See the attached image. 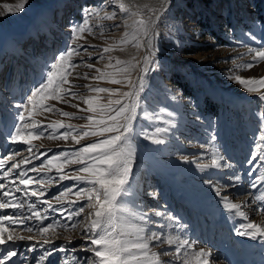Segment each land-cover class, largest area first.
<instances>
[{"label":"rangeland","instance_id":"obj_1","mask_svg":"<svg viewBox=\"0 0 264 264\" xmlns=\"http://www.w3.org/2000/svg\"><path fill=\"white\" fill-rule=\"evenodd\" d=\"M119 2L120 0H52L42 5L40 0L37 2L0 0V13L7 14L8 18V21L0 20V156L5 155L9 147L6 137L11 133L15 122L17 109L14 105L25 102L30 90L40 82L46 66L67 47L72 25L82 22V10L103 4L100 15H112L119 7ZM171 2L159 16L161 17L160 22L158 21L159 27L152 34L154 48L158 49L155 59L159 61V67L145 77L141 108L137 110V121L134 122V127L138 124L141 130L148 133L154 132L158 127L168 128L169 131L159 134L165 139V143L161 145L143 138L134 141L136 158L129 179L132 191L127 208L135 213L138 205L141 209L148 210L151 216L152 210L166 206L168 212L181 218L185 225L183 230L168 228L166 230L168 235L183 237L186 233L189 238L196 241L197 251L200 248L210 250V264H244L246 260L250 264L256 261V264H264V252H256V244L250 245L251 242L241 240L245 241L244 243L235 237L238 236L243 221L264 227V211L259 213L255 211L256 208H264V187L258 190L248 187L249 177L247 167L244 165L252 150V136L259 124L255 113L261 111V105L257 100V93H248L238 82L229 78L237 75L245 79L264 77V62L252 69L239 67L241 64L251 62L250 47L264 46V0L175 2L171 0ZM22 3L23 9L17 10V6ZM123 3L131 7L125 1ZM153 8L150 7L142 13L147 17L150 15V9L156 12L157 9ZM132 10L137 9L132 7ZM9 23L13 26V32ZM88 23L93 27V33L85 32L82 34L83 39L77 41L85 46L96 45L103 48L115 45L124 38L126 32H132V29L124 26L125 22L120 12H116V18L113 20H101L99 17L91 16ZM116 24L120 27L113 28L112 26ZM96 25L103 26L102 34L101 28ZM245 32H251L256 36V40L244 36ZM128 38L132 40L131 35ZM234 38L243 40L244 46L236 47L233 43ZM89 54L93 59H88ZM98 55L99 52L89 49L88 54L75 57L73 62L79 63L83 59L94 64L95 68L105 70L108 61L97 62L95 57ZM105 55L113 57V63L115 59L138 63L131 76L133 81H138L141 75L140 68L147 55H143V48H137L134 43H129L123 48L116 47ZM85 72L90 77L97 74L84 66L79 67L76 73L81 78H70L72 83L78 86L73 90L82 96H98L100 104L108 102L109 94L91 93L86 85L129 90L127 86L113 84L107 79L99 81L83 79ZM146 96L148 114L152 119L140 117V112L145 107ZM119 98L118 94L111 95V99ZM44 103L55 104L57 108L75 113L76 116L92 114L81 112L55 100H46ZM73 103H79L80 108L86 107L82 101ZM197 116L200 117L199 121ZM35 118L44 123L59 119L77 127L88 123L86 120L69 119L55 113H43ZM210 137L214 139L210 140ZM98 139L100 137L84 138L81 145H75L71 140L65 142L46 138L34 140L33 143L40 152L47 151L51 156L62 150L79 148ZM216 153L231 161L235 168L217 170L211 166H200L211 165L212 157ZM22 155L28 153L24 152ZM182 157H186V161ZM153 162L171 166L176 171L174 177L168 176L167 170L160 171ZM34 163L39 164L40 161L36 160ZM76 167L79 165L66 167L65 170L71 172ZM236 170L242 178L240 185L223 188L222 192L232 203L242 206L240 210L245 212L246 220L236 214L235 210L230 211L226 205H222L220 198L214 194L213 187L207 183L211 181L212 185H227L226 177ZM260 172L264 175V169H260ZM54 174L53 171L52 175ZM71 183L70 180L62 184L53 181L47 186L48 193L45 198L51 197L61 187ZM193 183L200 185L197 191L189 187ZM150 193H156V198L150 196ZM53 203L55 204L54 201ZM87 212L86 209L85 215ZM132 222L138 223L136 220ZM20 234L33 235L27 232ZM51 239L52 244L46 247H58L61 244L75 247L84 242L81 227L74 231L60 229ZM37 240L42 242L43 238L36 235L33 241H16L20 246L18 252L27 255L28 264H34L33 257L43 251V249L34 253L27 251V245ZM69 240L72 241L71 245H68ZM150 247L153 253L159 254L161 264H168V261L174 259L173 252L164 255V250L174 248L175 245L169 246L167 243L157 245L152 242ZM61 255L57 252L41 264H61ZM15 259L16 264H22L24 257L20 255ZM176 264H180V261L177 260Z\"/></svg>","mask_w":264,"mask_h":264},{"label":"snow or ice","instance_id":"obj_2","mask_svg":"<svg viewBox=\"0 0 264 264\" xmlns=\"http://www.w3.org/2000/svg\"><path fill=\"white\" fill-rule=\"evenodd\" d=\"M23 7L22 3L17 6V10ZM103 7L104 5L101 4L82 10V22L72 25L67 47L46 66L40 82L30 90L25 102L14 105L17 109L15 122L11 133L6 137L9 147L7 153L0 156V264H16L15 258L20 255L24 257L22 264H28L27 255L18 252L20 246L16 241H33L36 235L43 238L42 242L37 240L27 245L29 253L43 249L39 255L33 257L34 264H41L57 252L62 254L61 264H69V262L71 264H161L159 254L151 251L152 242L157 245L161 243L175 245L174 248L164 250V255H168L170 251L174 253V259L168 261V264H176L177 260L180 264H210V250L200 248L197 251L196 241L189 238L186 233L183 237L168 235L166 231L168 228L183 230L185 225L181 222V218L170 214L166 206L152 210L151 216L148 210H143L138 205L135 213L127 208L132 191L129 179L136 158L134 141L143 138L153 144H164L165 139L159 134L166 133L169 129L158 127L154 132L148 133L141 130L138 124L134 127L137 110L141 108L145 77L150 71L155 72L159 67V61L155 59L158 49L152 46L153 37L149 36L151 15L155 14L154 11L150 9V15L145 17L142 10L133 11L132 7L120 0L119 7L112 15L101 16ZM116 12L122 13L124 26L132 29L131 33L126 32L124 38L115 45L103 48H98L96 45L85 46L77 42L83 39V33H93V27L88 23L89 17L113 20L116 18ZM129 21L131 23H128ZM96 27L101 28L102 34L103 26L96 25ZM112 27L118 28L120 25L116 24ZM129 35L132 40H129ZM243 35L256 40V36L251 32H245ZM145 41L149 55L144 57L138 81H133L131 78L138 63L119 59H115L113 63L114 58L105 55L116 47L123 48L129 43H134L137 48H143L146 46ZM233 43L236 47L244 46L243 40L234 38ZM89 49L99 52L95 57L97 62L108 61L105 70L95 68L94 64L83 59L79 63L73 62L75 57L88 54ZM249 54L252 56L251 62L239 65L240 68L252 69L264 62V46L250 47ZM88 59L91 60L93 57L89 54ZM81 66L97 73L90 77L85 72L83 79L97 81L107 79L113 84L127 86L129 90L92 87L89 84L86 85L89 92L109 94L108 102L100 104L98 96H82L73 90L78 86L70 79L81 78L76 73ZM229 78L238 82L248 93H257V100L261 105V111L255 113L259 124L252 136V150L244 161L249 177L248 187L258 190L264 187V175L260 172V169H264V91H262L264 77L245 79L237 75ZM115 94L120 98L111 99V95ZM46 100H55L81 112L92 114L76 116L75 113L57 108L55 104L44 103ZM73 101H82L86 107L80 108V104ZM147 103L146 96L145 107L140 112V117L152 119L148 114ZM43 113H55L69 119L86 120L88 123L80 127L59 119L44 123L35 118ZM199 119L200 117L197 116L198 121ZM87 137H100V139L70 151L62 150L51 156L47 151L40 152L33 143L34 140L46 138L65 142L71 140L75 145H81V141ZM213 139L214 137H210V140ZM24 152L28 155H22ZM182 159L186 161L187 158L182 157ZM36 160L40 163H34ZM29 165L31 167H28ZM72 165L79 167L72 169L71 172L65 170ZM200 166H211L217 170L235 168L231 161L218 153L213 155L211 165ZM53 171L54 175H52ZM226 179L227 185H212L211 181L207 183L213 187L214 194L220 198L222 205H227L230 211L235 210L236 214L246 220L245 212L240 210L242 206L232 203L222 192L223 188L240 185L242 178L239 171H233ZM69 180L72 181L71 184L64 185L51 197L45 198L48 193L47 186L53 181L62 184ZM149 195L156 198V193ZM256 199L261 198L256 197ZM6 209L11 211H3ZM86 209L88 212L85 215ZM255 211L259 213L264 211V208H256ZM133 220L138 223H133ZM77 227L82 228L83 243L75 247L64 244L58 247H46L52 244L51 237H54L60 229L74 231ZM21 232L33 235L25 236L20 234ZM238 235L264 241V227L249 222L238 231ZM71 244L72 241L69 240L68 245ZM78 253H87V255H78Z\"/></svg>","mask_w":264,"mask_h":264},{"label":"bare ground","instance_id":"obj_3","mask_svg":"<svg viewBox=\"0 0 264 264\" xmlns=\"http://www.w3.org/2000/svg\"><path fill=\"white\" fill-rule=\"evenodd\" d=\"M34 2H37L38 0H33ZM41 1V4L42 5H44L45 3H47L48 1H52V0H40ZM123 1H125L127 4H129L131 7H133L134 9H140V10H142V11H145V10H147L148 8H150V7H154V8H156L157 10H155L156 12H155V14L153 15V16H151V20H152V22H151V25H150V29H149V36L150 37H153V32H154V30H156V29H158V27H159V22H160V18H159V16H161L162 15V13H164V10H165V8H166V6L167 5H169L170 3H172L171 2V0H123ZM176 0H174V2H175ZM153 8V9H154ZM165 14H163V16H164ZM162 16V17H163ZM1 19H4V20H6V21H8V18H7V14H4L3 12H1L0 13V20ZM159 19V20H158ZM159 21V22H158ZM9 27H11V32H13L14 31V29H13V26H12V24H10L9 23ZM0 30H1V28H0ZM15 33V32H14ZM167 34V33H166ZM145 43V47H143V55L144 54H147V55H149V49H148V47H147V41H145L144 42ZM151 43H152V46L154 47V44H153V39L151 40ZM143 55H142V57H143ZM141 57V58H142ZM139 74V73H138ZM135 78H136V76H135ZM152 161H153V159H152ZM155 161V160H154ZM153 163H155V165L156 166H158V169H160V171H162L163 172V170H164V172H166L165 170H167V175L169 176H171V177H174L173 176V174L174 173H176V171L170 166V167H167V166H164V165H162V164H160V163H157V162H153ZM216 176H218V175H216ZM192 186H190L189 185V187H193V190L194 191H197V188H198V186H200V185H197L196 183H193V184H191ZM191 191V190H190ZM193 191V192H194ZM185 192H187V190L185 191ZM191 194H192V192H191ZM227 206V205H226ZM233 211V210H232ZM244 222V223H243ZM242 222V225L240 226V228H239V230H242L243 229V226L245 225V224H247V223H249V222H247V221H243ZM238 230V229H237ZM237 230H236V232H237ZM238 230V231H239ZM239 236V237H238ZM238 236H235L239 241H241V240H245L247 243H249V242H251L250 243V245L251 244H256L257 245V249H256V252H264V241H261L259 238H257V239H252L251 237H249V236H241V235H238ZM245 241H241V242H244L245 243ZM253 244V245H254ZM249 246V245H248ZM257 262V261H256ZM256 262L255 263H253V264H256ZM244 264H250L247 260L244 262Z\"/></svg>","mask_w":264,"mask_h":264}]
</instances>
